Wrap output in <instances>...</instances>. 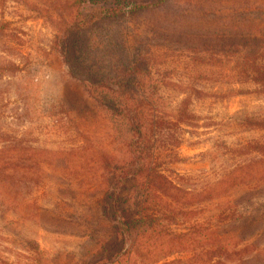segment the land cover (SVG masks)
I'll return each mask as SVG.
<instances>
[{"label": "rangeland", "instance_id": "374dc122", "mask_svg": "<svg viewBox=\"0 0 264 264\" xmlns=\"http://www.w3.org/2000/svg\"><path fill=\"white\" fill-rule=\"evenodd\" d=\"M128 1L0 0V264H100L115 242L101 157L129 156L130 131L57 51L78 22L100 43L88 56L80 45L87 64L138 59L139 84L121 89L150 95L163 125L149 140L180 187L159 193L174 215L106 264H264V86L227 51L251 30L264 44V0H167L96 19ZM254 57L264 69V50Z\"/></svg>", "mask_w": 264, "mask_h": 264}, {"label": "trees", "instance_id": "16d2710c", "mask_svg": "<svg viewBox=\"0 0 264 264\" xmlns=\"http://www.w3.org/2000/svg\"><path fill=\"white\" fill-rule=\"evenodd\" d=\"M165 1L167 0H129L124 9L102 10L96 19L119 15L130 16L138 11L156 8ZM84 28L86 27L81 22L66 25L62 30L60 36L62 40L57 51L62 56L71 77L84 86L87 94L99 106L109 110L113 117L126 120V126L130 131V136L123 143L131 153L129 156L120 159L101 157L104 169L102 176L106 183L105 197L102 202L104 209L111 211L109 215L111 221H116V224L111 225L115 227L113 233L115 242L111 247H106L107 256L100 260V264H106L107 261L116 260V256L129 252L137 243L139 236L156 230L155 222L174 215L172 209L166 206H170L171 203L165 202L159 193L168 195L169 190L174 193L179 191L180 187L159 168L157 145L156 143L153 145V142L149 140L150 130L153 128L160 130L163 125L157 120L156 109H153L151 105L150 95L144 91L121 89L131 82L139 84V80L135 77L138 59L128 52L125 60L116 58L118 66L110 67L109 72L104 71L105 66L101 68L99 65L94 67L93 64H87L88 58L80 54V45H84L85 48L81 53L88 56L94 48L99 50L100 43L98 46L91 47L90 38L86 36L88 31ZM247 32L244 43L228 44L227 51L242 53L244 59L238 66L242 68L241 72L246 73L250 80L259 81L264 86V69L254 57L262 54L264 44L258 41L252 42L257 38L258 32L252 30ZM82 35H85L86 39H82ZM70 38L75 39L70 41ZM108 43L112 44L111 41ZM130 74L132 78L129 77ZM262 155L264 156V152ZM126 182H132L131 186L126 188ZM125 190L127 192L122 200L123 206L118 208V201ZM161 202L166 204L165 207ZM128 233H134V236L129 238L126 235ZM98 239L95 240L96 243L99 242L100 246L104 245V241ZM244 262L243 258L237 264H244Z\"/></svg>", "mask_w": 264, "mask_h": 264}]
</instances>
